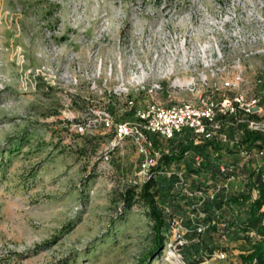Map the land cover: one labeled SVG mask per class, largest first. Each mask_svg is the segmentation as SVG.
Returning <instances> with one entry per match:
<instances>
[{
  "label": "rangeland",
  "instance_id": "obj_1",
  "mask_svg": "<svg viewBox=\"0 0 264 264\" xmlns=\"http://www.w3.org/2000/svg\"><path fill=\"white\" fill-rule=\"evenodd\" d=\"M236 60L241 92L264 82V0H0V264H234L252 240L222 224H242L250 202L223 206L212 231L198 199L177 188L175 223L152 259L147 209L120 198L125 185L141 184L133 148L113 150L108 170L100 156L112 135L104 113L130 119L126 102L147 100L139 84L159 87L160 98L195 74L218 85L209 71ZM228 151L219 159L236 161L234 178L218 175L209 157L191 189L223 200L246 192L262 160L244 166ZM178 163L171 169L193 168Z\"/></svg>",
  "mask_w": 264,
  "mask_h": 264
},
{
  "label": "built area",
  "instance_id": "obj_2",
  "mask_svg": "<svg viewBox=\"0 0 264 264\" xmlns=\"http://www.w3.org/2000/svg\"><path fill=\"white\" fill-rule=\"evenodd\" d=\"M254 54L249 52L246 56ZM235 63H237L236 66L233 63L230 66L226 65L222 71L218 70V73L215 74L208 70L210 75L219 76L220 83L218 85L209 86L205 83L208 76L200 74V79H197V74H195L188 82L182 78V85L179 81L175 82L170 93H167L163 98L158 95L161 91L159 87L139 84L135 91L137 94H144L147 100L144 101L142 108H136L133 100L126 102L129 109H134L130 119L114 123L108 113H104V117H102V128L113 131L111 142L104 148L100 156V163L105 166L103 169L108 170L111 152L124 142H128L136 155L137 176L141 184L152 178L169 177L173 174L177 180L176 190L184 187L187 196L198 199L199 206L207 196L212 199L217 191L206 195L203 188L190 190L187 187L190 181L198 180V175L203 170L202 165L205 162H212V160L207 161L204 160L203 155L186 152L181 162L190 161L194 172L186 175L185 168L171 170L172 172L165 168L156 169L167 151L164 148V143L181 140L184 141V144L189 141L197 147L210 143L211 145L206 146L204 153L207 158H216L217 161L214 164L218 172L225 176L229 175L225 178L226 180L234 178L237 164L235 160L224 163L219 159L221 154L227 150L232 157H239L241 165L244 166L253 159H261L262 161L254 169V172H257L260 167L264 166V146L260 141L252 145L244 143L243 137L246 132L264 137V115L260 105L261 102H264V89L261 88L259 93H256L257 86H262L264 82L258 80L255 86L249 87L244 93L241 92L240 86L244 85L242 71L237 60ZM179 93H182V99L174 96ZM185 95L190 98H185ZM78 128L83 130L81 127ZM263 210L264 207L261 211L264 212ZM170 223H175V219L172 218ZM203 230L204 228H198L197 232ZM245 234L252 240L249 245L259 240L253 231ZM177 242V245L181 246V242L179 240ZM183 244H185L184 241H182ZM177 245L173 248H176ZM216 258L226 259L227 254L219 252Z\"/></svg>",
  "mask_w": 264,
  "mask_h": 264
},
{
  "label": "trees",
  "instance_id": "obj_3",
  "mask_svg": "<svg viewBox=\"0 0 264 264\" xmlns=\"http://www.w3.org/2000/svg\"><path fill=\"white\" fill-rule=\"evenodd\" d=\"M111 134L112 140V130ZM257 141H260L264 146L263 136L250 132L244 133V143L252 145ZM171 142H174V144H177V146L175 148L173 147L172 150L166 149V154L162 157L156 169L165 168L169 172L175 171V169H171V165L174 163H177L178 165V162L182 160L183 155L186 152L203 155L204 160L207 158V155L204 153V151L206 150V146H208L210 143H206L205 145L197 147L193 146L189 141H186L184 144V141L182 142L181 140H173L165 143V146ZM210 166H212L211 162H205L202 165L203 170H201V172H204V168L208 169ZM192 172H194L193 169L189 173ZM215 172H217L218 175L223 176L218 172L217 167H215ZM261 177H264V166L260 167L257 172H250L245 185V193H239L224 200L220 198L217 193L212 199L207 196L201 204V209L202 212H204L208 226L212 231H214L216 230L215 226L218 225L219 217L222 214L223 206H241L250 202L248 208V217L242 224L235 217H233V220L230 223L225 222L222 224L224 228L222 232H224L226 235L230 233L229 229L233 228V230L237 229L243 233L253 231L259 237V240L253 242L249 246H246L245 251L240 252L235 257L233 262L234 264H264V212L261 211V209L264 207V180H261ZM225 178H227V176H225ZM176 182L177 180L173 174L169 177L160 176L154 179H149L141 185H125L123 187V191L121 192V201L127 208H130L134 203H138L147 209L146 216L152 223L151 230L154 236V246L151 251L148 252L149 258L154 259L157 252H161L164 249V244L166 241V235L164 234V231H168L170 220L173 217H177L175 210L171 208V205L174 203V199L171 197L175 196ZM195 182L196 181L189 182L188 187L190 190H194V188L191 189V186H193ZM253 190H255L256 196L252 200L251 192ZM163 204H168V207ZM230 242H239L240 244L242 243L238 240V238Z\"/></svg>",
  "mask_w": 264,
  "mask_h": 264
},
{
  "label": "crops",
  "instance_id": "obj_4",
  "mask_svg": "<svg viewBox=\"0 0 264 264\" xmlns=\"http://www.w3.org/2000/svg\"><path fill=\"white\" fill-rule=\"evenodd\" d=\"M232 243L234 244V246H235V244H238V245L240 244L239 242H232Z\"/></svg>",
  "mask_w": 264,
  "mask_h": 264
}]
</instances>
